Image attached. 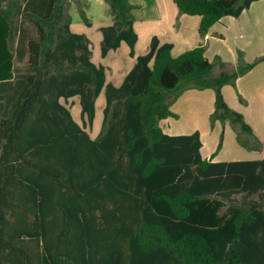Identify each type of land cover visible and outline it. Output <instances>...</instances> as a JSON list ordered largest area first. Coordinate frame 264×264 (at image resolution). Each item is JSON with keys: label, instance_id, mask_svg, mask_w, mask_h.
<instances>
[{"label": "trees", "instance_id": "1", "mask_svg": "<svg viewBox=\"0 0 264 264\" xmlns=\"http://www.w3.org/2000/svg\"><path fill=\"white\" fill-rule=\"evenodd\" d=\"M68 1L0 0V264H264V159L211 162L198 133L169 136L160 126L181 93L212 90L210 124L256 142L221 89L264 56L247 64L240 53L231 73L218 59L214 76L204 46L173 58L153 37L135 57L134 7L103 0L112 20L98 26L101 57L123 44L135 57L114 87L88 38L72 30ZM256 1L174 4L200 18L205 36Z\"/></svg>", "mask_w": 264, "mask_h": 264}, {"label": "crops", "instance_id": "2", "mask_svg": "<svg viewBox=\"0 0 264 264\" xmlns=\"http://www.w3.org/2000/svg\"><path fill=\"white\" fill-rule=\"evenodd\" d=\"M86 2L88 4H85L83 13L86 19L92 23L93 28L95 25L88 19L85 8L91 10L96 4L102 5V0H87ZM130 3L135 9L132 10L133 29L137 35L134 47L135 57L147 52L153 37L158 40L160 45L169 44L172 46L171 55L173 58L200 45L204 46V55L209 61L212 57H218L222 63H229L228 69L226 67L227 72L235 71L238 64V52H242L243 60L247 64L264 56V0L253 2L237 18L230 16L222 18L209 29L205 36H200L198 32L200 18L180 14L174 0H130ZM72 30L74 31L73 26ZM79 31V34H84L85 30L80 29ZM85 36L88 38L87 35ZM100 42L101 37H99L98 43ZM98 47L100 53V46ZM96 49L98 50L95 47L92 52V61L94 64L110 70H105L106 82L114 87L121 86L124 78L135 64V57H129V50L123 44L118 50L110 51L102 59L104 63L102 64L95 62L98 58ZM222 50L225 51V54L229 53L231 59L224 57L221 53ZM220 72L221 70L218 68L216 74ZM235 86L236 92L230 86H224L221 89L222 97L231 110L242 115L245 123L250 127L252 135L258 140L256 142H259L258 148H262L264 147V142H262L264 140V61L237 78ZM238 96L243 99L244 105L240 103ZM99 99L102 100V97L100 96ZM169 109L173 117L160 122L163 132L169 136H188L198 133L202 143L200 149L202 158L211 162H221L213 158L218 138L217 133L221 131V127L218 122H215L211 131L209 126V117L214 110V92L212 90L188 89L172 100ZM96 121L97 119L94 126L98 125ZM227 127L225 126L224 129ZM230 132L233 146L238 148L237 150L241 154L240 150L242 149L237 146L235 131ZM256 142L254 140L255 144ZM233 161L252 160L240 158Z\"/></svg>", "mask_w": 264, "mask_h": 264}, {"label": "rangeland", "instance_id": "3", "mask_svg": "<svg viewBox=\"0 0 264 264\" xmlns=\"http://www.w3.org/2000/svg\"><path fill=\"white\" fill-rule=\"evenodd\" d=\"M86 1L87 0H75V1L70 0V1H68L67 2V13L71 17L72 26H73L75 32L79 33L80 29L85 30L83 33H84V35H87L88 38H90L89 40L91 43L92 52L95 50V47L98 48V50L96 49V51H97L96 57H98V58L95 62H101L102 64H104L102 62L103 61L102 59L104 57H101V55L99 53V47H98V46H100V43H98L99 37H101L100 32H98V25L109 24V23H111L112 19H111L107 4L102 0V5L96 4L92 7L93 9H91V10L85 8V10L87 12L86 14H87L88 19L90 21H92L93 24L95 25L93 28L85 26L83 19H82V16H81V13H83V9H84V7H86L85 4H88ZM133 10H135V9L133 8ZM25 27H27V29L29 30L30 36H34V32H33L32 28L27 26V25ZM16 40L17 39H15V42H16ZM221 53H222V55H224V57L226 56L227 59H231V57L229 56V53L225 54V51H223V50L221 51ZM240 53L242 54V52H238V58H237L238 61H239V54ZM218 59H219L218 57H212V59L210 61L211 63L214 64V69H213V75L214 76L217 75L216 74L217 69L220 68L219 64H217ZM242 59H243V54H242ZM256 60H254V62ZM253 63H251V64H253ZM228 66H229V63L224 64V67L225 68L227 67V69H228ZM14 68H15V73L25 72L26 60H24L22 62L14 61ZM104 68H105V70L107 69V71H110L108 68H106V67H104ZM229 73H231V72H229ZM225 86H230L236 92V86L235 85L234 86L225 85ZM238 98L240 101L239 96H238ZM102 101H103V97H102V100L99 99L98 103H97V108H96L97 109V118H96L97 121H96V124L100 119V114H101L102 108L104 106V103L101 104ZM240 103L244 105V101H242V102L240 101ZM68 108H69V111H70L73 119L76 122H80V107H79L78 99L71 100L70 103L68 104ZM219 125L221 127V131L219 133H217L218 138H217L216 147L214 149V157L213 158L220 160L221 162H231V161L236 162L233 160L240 159V158H246L248 160H262V159H264V147L258 148L256 146V144L254 143V140L250 139L246 135L242 136L243 141L238 140L236 137V133L234 132L237 146L240 149H242V150H240L241 151V154H240L239 150H237L238 148L234 147L233 143L231 141L232 137L230 135V133H231L230 131H234L233 127L230 124L221 125L219 123ZM209 126H210V130L212 131L215 125H211L210 120H209ZM225 126H228V127L224 129ZM261 141H262V139H261ZM262 142H264V140ZM235 199L238 200L240 198L237 196ZM252 199L256 200L257 197L254 196Z\"/></svg>", "mask_w": 264, "mask_h": 264}]
</instances>
